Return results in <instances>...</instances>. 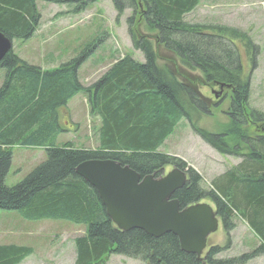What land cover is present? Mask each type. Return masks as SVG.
I'll use <instances>...</instances> for the list:
<instances>
[{"label":"trees","instance_id":"16d2710c","mask_svg":"<svg viewBox=\"0 0 264 264\" xmlns=\"http://www.w3.org/2000/svg\"><path fill=\"white\" fill-rule=\"evenodd\" d=\"M41 1L68 4L70 12L77 14L98 0ZM112 1L119 14L125 8L132 10L127 25L144 62L126 54L94 83L84 86L78 75L87 57L84 52L48 70L28 64L12 50L0 60L5 72L0 87V212L18 211L34 221L85 225V234L74 239V264H107L111 254L146 264H243L264 256V131L254 125L257 122L264 128V119L248 106L249 85L243 76L241 79L242 64L229 39L237 31L186 22L184 16L200 0ZM39 19L36 0H0V31L11 39L32 37ZM209 28L217 30L207 32ZM160 47L174 56L161 65L157 62ZM216 83L231 88V103L229 124L222 133L214 134L196 124L200 114L210 112L208 97L200 89ZM79 93L87 94L91 113L101 120L96 150L77 149L71 142L57 145L58 135L67 131L61 109ZM183 119L221 152L244 158L209 189L201 187V176L183 160L159 152ZM253 133L260 135L251 139ZM242 141L245 146L240 145ZM16 145L44 147L46 159L10 187L5 179ZM89 159H113L142 177H158L167 165L187 167L189 180L173 196L180 207L208 199L226 232L236 228L233 219L238 216L257 236L259 245L230 258H218L225 247L213 245L198 259L184 252L172 233L156 238L141 229L119 230L107 216L97 191L75 171ZM32 251L26 246L0 244V264H19Z\"/></svg>","mask_w":264,"mask_h":264},{"label":"rangeland","instance_id":"374dc122","mask_svg":"<svg viewBox=\"0 0 264 264\" xmlns=\"http://www.w3.org/2000/svg\"><path fill=\"white\" fill-rule=\"evenodd\" d=\"M36 7L40 19L32 37L24 40L13 39V52L21 59L41 65L43 69H51L84 52L87 59L80 66L78 75L79 80L86 86L105 73L113 62L123 55L129 54L135 60L144 61L143 53L133 46L127 25L131 9L125 8L123 13L119 14L112 0H98L77 14L71 13L70 6L65 3L36 0ZM184 19L189 23L228 27L237 31V34H229V39L232 40L242 64L241 79L243 76V82L249 85L248 106L252 110H258L263 116L260 119H264V0H200ZM216 30L209 28L207 32L214 33ZM173 57L171 52L160 47L157 62L161 65L171 61ZM4 78L5 72L0 69V82L4 81ZM200 84L202 83L197 85ZM215 89L219 90L218 86H215ZM200 90L209 98L210 112L200 114L196 126L214 134L222 133L229 124L227 112L230 110L231 90L225 88L217 99L209 87L205 86ZM76 102L77 107L74 105ZM88 103L87 94L82 93L71 104L70 116L68 119L64 117L63 120L77 125V132L65 135L64 132L61 133L63 136H60L57 145L71 141L78 148H97L100 120L90 115ZM260 126L259 128L263 129V125ZM250 131H253V127ZM257 134H251V139H257ZM243 144L245 146L244 141L240 143ZM159 152L183 159L201 176L200 184L205 189H209L214 180L235 169L244 159L242 155L225 154L216 146L204 141L185 119L166 139ZM45 153V149L16 147L13 163L5 179L6 184L10 187L17 185L42 159H46ZM171 170V165L166 166V173ZM203 202L213 204L208 199ZM233 221L237 224L233 231L226 232L220 224L218 231L210 235L211 244L225 247L218 258L239 257L259 244L257 236L240 217H235ZM85 232V225L69 221H34L25 219L18 211L0 212V243L32 247L33 252L28 259L30 264H74V238ZM107 264L146 263L125 255L112 254L107 259ZM243 264H264V256Z\"/></svg>","mask_w":264,"mask_h":264},{"label":"water","instance_id":"95a60500","mask_svg":"<svg viewBox=\"0 0 264 264\" xmlns=\"http://www.w3.org/2000/svg\"><path fill=\"white\" fill-rule=\"evenodd\" d=\"M12 44L0 31V60L12 50ZM76 173L94 187L119 230L141 229L156 238L172 233L180 248L198 259L209 236L218 230L219 219L211 205L200 202L181 208L173 197L188 180L179 168L159 178L152 174L142 177L113 159H90L80 163Z\"/></svg>","mask_w":264,"mask_h":264},{"label":"crops","instance_id":"0c3cea01","mask_svg":"<svg viewBox=\"0 0 264 264\" xmlns=\"http://www.w3.org/2000/svg\"><path fill=\"white\" fill-rule=\"evenodd\" d=\"M141 62V61H140ZM34 65H36V64H34ZM36 66H39V65H36ZM39 67H41L42 68V66L40 65ZM57 66H55V67H52L51 69H53V68H56ZM45 69V68H44ZM43 68H42V70H44ZM48 69H50V68H48ZM48 69H45V70H48ZM1 83V85H2V83H3V81L2 82H0ZM0 85V86H1ZM79 96H80V94H79ZM78 98V95H76L75 97H73L71 100H69L68 101V105H67V108L65 109H61V113H62V117H63V115H68L71 111H69V107L70 106H72L71 104L76 100ZM75 99V100H74ZM74 100V101H73ZM73 101V102H72ZM72 102V103H71ZM74 105H76V107L78 106V103L76 102ZM95 118H97V117H95ZM99 126H100V123H99ZM99 126H98V128H99ZM73 131V130H72ZM72 131H70V132H72ZM66 133H69L68 131H66V132H64L63 133V135H65ZM63 135H61V133L58 135V137H57V142H58V140H59V138H60V136H63ZM97 138H98V140H99V134L97 133ZM58 144V143H57ZM18 148V147H21V148H25V149H32V150H43L44 149V147H31V146H29V147H27V146H20V145H16V146H14L13 148H12V151H13V159H14V149L15 148ZM13 159H12V163H13ZM44 159H42V161H43ZM39 164V163H38ZM18 170H20V169H18ZM0 244H11V243H0ZM14 244H16V243H14ZM17 245H23V244H17ZM29 259V257H27V258H25L23 261H21V263H19V264H30V260H28ZM32 264V263H31Z\"/></svg>","mask_w":264,"mask_h":264},{"label":"flooded vegetation","instance_id":"af4514ba","mask_svg":"<svg viewBox=\"0 0 264 264\" xmlns=\"http://www.w3.org/2000/svg\"><path fill=\"white\" fill-rule=\"evenodd\" d=\"M207 87H209V89H210V92L211 93H213V95H214V97L217 99L218 98V96L220 95V94H222L223 93V90L224 89H219V91L218 90H216L215 89V86L213 87V86H211V85H207ZM220 87V86H219ZM227 88V87H226ZM228 89H231L230 87L228 88ZM256 127H255V129L257 130V128H258V124H257V122H255V124H254ZM261 125V124H260ZM261 127V126H260ZM258 130H261V131H264V128L263 129H261V128H258ZM183 170L185 171V173H186V175L188 176V179H189V177H190V174H189V170L187 169V167L186 168H183ZM163 175V172H162V174L160 175V176H162ZM144 177V176H143Z\"/></svg>","mask_w":264,"mask_h":264},{"label":"bare ground","instance_id":"6f19581e","mask_svg":"<svg viewBox=\"0 0 264 264\" xmlns=\"http://www.w3.org/2000/svg\"><path fill=\"white\" fill-rule=\"evenodd\" d=\"M79 165V164H78ZM78 165L76 166V168L78 167ZM76 168H75V171H76Z\"/></svg>","mask_w":264,"mask_h":264}]
</instances>
